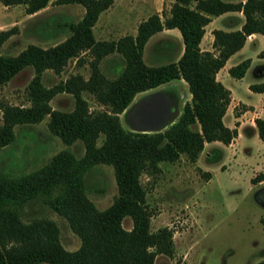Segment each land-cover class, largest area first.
Instances as JSON below:
<instances>
[{
  "label": "trees",
  "instance_id": "16d2710c",
  "mask_svg": "<svg viewBox=\"0 0 264 264\" xmlns=\"http://www.w3.org/2000/svg\"><path fill=\"white\" fill-rule=\"evenodd\" d=\"M112 1L53 0L54 4H80L84 9L79 20L66 25L68 35L51 46L29 43L16 55L0 54V86L25 67L33 70L26 86L29 105L0 102V148L12 141L15 125L38 123L44 117L49 132L63 144L78 140L83 147L78 158L63 149L40 167L18 176L0 170V264H154L157 254L171 256L172 231L166 226L155 231L149 228L150 212L140 176L158 173L160 162L171 163L181 155L195 162L205 142L228 144L236 134L222 122L229 91L215 79V73L241 48L249 33L264 36V0H172L166 11L141 20L134 35L96 40L92 26ZM48 2L0 0L4 6L23 4L26 14L35 13ZM228 11H241L240 29L213 30L212 51L200 50L199 41L210 16ZM172 28L181 37L180 56L175 61L146 65L141 54L148 38ZM14 33L15 27L0 30V47ZM84 53L89 57L86 79L74 74L50 87L42 84L44 70L59 73L69 59L80 62ZM109 54H118L122 59V68L112 78L99 69V62ZM257 56L264 58V47ZM248 64L249 60L244 59L227 72L239 79ZM179 79L186 84L190 97L181 105L174 122L149 133L121 125L119 114L131 107L136 94ZM248 88L263 92L264 81ZM60 92L73 96L71 110L50 107L49 100ZM83 93L92 95L104 108L90 111ZM254 123L257 136L264 140V120L256 118ZM95 164L111 166L116 185V195L102 210L85 192L84 175ZM263 179L264 173H258L250 182ZM34 202L65 220L79 238L75 250L62 246L52 219H22L27 204ZM125 217L131 221L129 229L122 226ZM255 264H264V258Z\"/></svg>",
  "mask_w": 264,
  "mask_h": 264
},
{
  "label": "rangeland",
  "instance_id": "374dc122",
  "mask_svg": "<svg viewBox=\"0 0 264 264\" xmlns=\"http://www.w3.org/2000/svg\"><path fill=\"white\" fill-rule=\"evenodd\" d=\"M170 3V0H113L99 13L92 34L96 40L134 35L141 20L154 12L166 11ZM83 12L80 4H54L53 0L32 14L24 12L23 4L4 6L0 3V30L15 27V33L1 45L0 54L16 55L29 43L47 47L63 40L68 35L66 25L79 20ZM177 34L165 30L150 36L142 50L143 62L158 65L175 60L180 51ZM88 59V53H84L80 62L76 58L69 59L59 73L44 70L42 84L50 87L74 74L86 79L90 71ZM121 68L122 59L118 54H109L99 62L101 73L108 78L114 77ZM32 76V68L25 67L2 84L0 102L29 105L26 86ZM251 78V73L247 72L238 88L249 102L255 103L256 95L247 96L244 92V83ZM157 91L171 97L178 110L188 101L186 84L171 80L136 94L131 106L139 101L140 112L153 113L146 98ZM83 98L90 111L104 108L88 93H83ZM49 105L69 111L74 98L60 92L49 100ZM130 108L119 114L121 125L129 130L138 129L140 124L126 120ZM46 122L47 117H44L38 123L13 127L12 141L0 148V170L18 176L40 167L63 149L77 158L82 155L80 141L63 144L49 132ZM147 123L152 125V120ZM216 149L212 157L206 158L203 154L196 162L187 161L183 155L171 163L160 162L158 173L140 176L150 212V230L166 226L172 231L171 256L157 254L154 264H255L264 258V182H250L264 168V144L248 132L244 141H236L229 148L219 144ZM84 185L87 197L99 210L106 208L116 195L113 171L106 164L91 166L84 175ZM39 216L48 217L57 224L60 243L65 249L75 250L79 246V238L65 220L38 202L27 204L22 219ZM122 226L124 229L131 227L128 217L123 218Z\"/></svg>",
  "mask_w": 264,
  "mask_h": 264
},
{
  "label": "crops",
  "instance_id": "0c3cea01",
  "mask_svg": "<svg viewBox=\"0 0 264 264\" xmlns=\"http://www.w3.org/2000/svg\"><path fill=\"white\" fill-rule=\"evenodd\" d=\"M172 1V0H170ZM225 2H243L244 0H222ZM243 23V15L241 11H228L216 16H210L209 22L204 26L203 35L199 41V48L203 51H212V31L219 29L222 31H233L240 29L241 24ZM165 30L170 32H177V38L180 41V51L175 58V60L180 56L182 52V41L179 32L177 29H162L159 32H164ZM158 33V32H156ZM154 33V34H156ZM153 34V35H154ZM151 35V37L153 36ZM264 47V36L259 33H249L248 37H245L244 43L237 51L231 54L224 62L223 66L218 69L215 73V79L219 81L228 91H229V102L226 106L225 112L222 116V122L224 126L229 129H234L236 131L235 136L230 140L228 144H223L219 141L205 142L201 152L198 157L204 154V157L210 158L213 153L218 151L217 145L221 144L225 148L232 147L233 144L237 142L244 141L245 136L248 132H251L253 137L261 141L264 144V140H261L257 136L254 120L260 118L264 120V91L263 92H252L249 90V85L254 83H259L264 81V58H259L257 54ZM244 59L249 60V64L243 74L239 79L232 78L228 74V69L241 62ZM173 60V61H175ZM247 72L251 73V79L247 80L244 83V92L247 96L256 95L255 103L249 102V100L242 94L240 88V82L243 80ZM182 81L181 79H179ZM189 100V94H188ZM213 143V148H208ZM197 157V159H198ZM196 159V161H197ZM195 161V162H196ZM260 173H264V168H262ZM264 182L260 180L256 182L261 184Z\"/></svg>",
  "mask_w": 264,
  "mask_h": 264
},
{
  "label": "bare ground",
  "instance_id": "6f19581e",
  "mask_svg": "<svg viewBox=\"0 0 264 264\" xmlns=\"http://www.w3.org/2000/svg\"><path fill=\"white\" fill-rule=\"evenodd\" d=\"M147 104L148 108H152L151 114L146 112L139 111V101L135 102L130 111L127 114L126 120L127 122H133L140 124L138 125L140 128H132L135 131H159L164 129L169 123H171L176 117V111L171 108L172 102L171 98H169L162 91H157L147 96ZM145 102V101H144ZM147 108V109H148ZM152 120V125H149L147 122ZM146 122V125H143ZM136 124V125H137ZM134 125V124H133ZM130 126V125H129Z\"/></svg>",
  "mask_w": 264,
  "mask_h": 264
},
{
  "label": "water",
  "instance_id": "95a60500",
  "mask_svg": "<svg viewBox=\"0 0 264 264\" xmlns=\"http://www.w3.org/2000/svg\"><path fill=\"white\" fill-rule=\"evenodd\" d=\"M169 97V96H168ZM169 98H171V97H169ZM171 102H172V106H171V108L172 109H174L175 111H176V109H175V107H174V105H173V99L171 98ZM169 124H171V123H169ZM131 131H134V132H147V131H135V130H132V129H130ZM153 132H156V131H153Z\"/></svg>",
  "mask_w": 264,
  "mask_h": 264
},
{
  "label": "built area",
  "instance_id": "2783aa9c",
  "mask_svg": "<svg viewBox=\"0 0 264 264\" xmlns=\"http://www.w3.org/2000/svg\"><path fill=\"white\" fill-rule=\"evenodd\" d=\"M247 37H248V35H247ZM179 113H180V110L176 109V117H175V119L177 118V116L179 115ZM175 119H174V120H175ZM174 120H173L172 122H174ZM172 122H171V123H172Z\"/></svg>",
  "mask_w": 264,
  "mask_h": 264
}]
</instances>
